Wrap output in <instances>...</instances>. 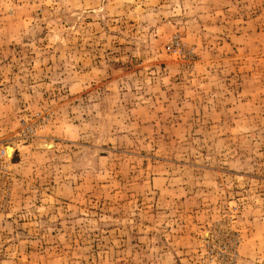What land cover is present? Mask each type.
<instances>
[{"label":"rangeland","instance_id":"obj_1","mask_svg":"<svg viewBox=\"0 0 264 264\" xmlns=\"http://www.w3.org/2000/svg\"><path fill=\"white\" fill-rule=\"evenodd\" d=\"M0 264H264V0H0Z\"/></svg>","mask_w":264,"mask_h":264},{"label":"bare ground","instance_id":"obj_2","mask_svg":"<svg viewBox=\"0 0 264 264\" xmlns=\"http://www.w3.org/2000/svg\"><path fill=\"white\" fill-rule=\"evenodd\" d=\"M46 145L48 147H51L52 146L51 144H46ZM5 153H6L7 157L14 159L15 156H16V149L13 146H11V145H6L5 146Z\"/></svg>","mask_w":264,"mask_h":264},{"label":"built area","instance_id":"obj_3","mask_svg":"<svg viewBox=\"0 0 264 264\" xmlns=\"http://www.w3.org/2000/svg\"><path fill=\"white\" fill-rule=\"evenodd\" d=\"M4 154V153H3Z\"/></svg>","mask_w":264,"mask_h":264}]
</instances>
